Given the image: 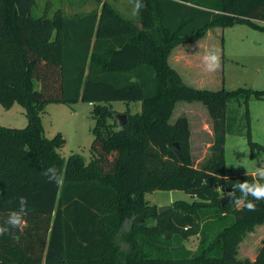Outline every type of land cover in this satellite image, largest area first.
<instances>
[{
	"label": "trees",
	"instance_id": "16d2710c",
	"mask_svg": "<svg viewBox=\"0 0 264 264\" xmlns=\"http://www.w3.org/2000/svg\"><path fill=\"white\" fill-rule=\"evenodd\" d=\"M34 3L0 0V104L17 103L27 118L22 128L0 125V223L21 196L29 209L23 231L0 236V264H264V239L254 260L238 256L244 236L264 224V200L249 212L219 195L253 182L225 168L227 112L231 102L244 104L246 138L258 146L247 104L263 99L264 89L195 88L168 63L176 45L213 27L264 31L256 23L264 22V0H144L138 21L108 2L72 17L60 9L36 16ZM78 100L93 106L88 162L77 153L60 156L64 139L45 137L40 118L48 103ZM115 100L140 102V111L123 126L110 124L104 103ZM179 101L201 102L212 120V143L198 168L186 118L169 122ZM50 167L63 176L61 185L42 175ZM155 190H182L190 200L158 214L145 199ZM194 235L192 251L183 241Z\"/></svg>",
	"mask_w": 264,
	"mask_h": 264
},
{
	"label": "rangeland",
	"instance_id": "374dc122",
	"mask_svg": "<svg viewBox=\"0 0 264 264\" xmlns=\"http://www.w3.org/2000/svg\"><path fill=\"white\" fill-rule=\"evenodd\" d=\"M33 12L36 16L50 17L60 9L66 17L99 11L103 2H108L123 18L138 21L139 14L132 15V0H34ZM264 26V22L256 21ZM209 50H215L221 57V66L216 72H208L202 63L203 56ZM169 65L175 69L184 83L195 88L208 90H234L239 87L253 90L264 89V31L256 30L246 24H234L230 27H213L201 38L176 45L168 56ZM236 107V102H231ZM112 116L107 122L114 124L115 113L132 114L140 111V104L124 101L104 103ZM236 105V106H235ZM229 106V108H230ZM227 112V123L231 131L225 134L224 161L228 172L245 174L264 165V98L251 97L247 104L249 114L250 139L258 146L248 144L246 123L241 114L245 111L243 103ZM93 106L82 100L73 103H48L40 114L44 136L52 138L56 134L64 139L58 148L60 156L67 158L73 153L80 154L85 162L92 158L90 146L93 140L92 128L95 123ZM235 113V114H234ZM234 118L230 119V116ZM178 117H185L188 122V150L193 166L198 168L208 156L213 139V124L206 107L201 102L179 101L174 105L170 123ZM27 118L24 110L17 103L6 109L0 104V125L22 128ZM179 147V143L175 142ZM259 146L261 148H259ZM221 198L228 197L222 189ZM220 198V199H221ZM150 205L170 208L176 200H190L189 194L182 190H155L145 194ZM146 223L154 225L155 220ZM127 228V223L125 225ZM264 239V224L256 226L247 233L239 244L238 256L254 260ZM199 242L197 235L186 238L183 245L194 251Z\"/></svg>",
	"mask_w": 264,
	"mask_h": 264
},
{
	"label": "clouds",
	"instance_id": "9594fccd",
	"mask_svg": "<svg viewBox=\"0 0 264 264\" xmlns=\"http://www.w3.org/2000/svg\"><path fill=\"white\" fill-rule=\"evenodd\" d=\"M132 5L133 16L138 15L142 9L146 8L144 0H132ZM202 63L206 71L216 72L221 66V57L215 50H209L203 56ZM42 175L46 176L50 183H54L57 186L63 183V176L55 167L46 169ZM245 175L253 176V182L250 183L248 180H244L232 185L229 197L237 210L246 209L249 212H253L256 210V204L253 201L264 200V183H260L255 179V177L264 179V165L255 168L252 172H249L246 168ZM237 191L240 193L239 196L236 195ZM249 197L252 199L250 200ZM28 212L27 197H19L18 208L10 211L7 217L3 219V222L0 223V236L10 233L13 229L23 231L27 224L25 217L28 215Z\"/></svg>",
	"mask_w": 264,
	"mask_h": 264
},
{
	"label": "water",
	"instance_id": "95a60500",
	"mask_svg": "<svg viewBox=\"0 0 264 264\" xmlns=\"http://www.w3.org/2000/svg\"><path fill=\"white\" fill-rule=\"evenodd\" d=\"M114 117L116 119L118 126H123L127 123V114L126 113H115ZM228 197L221 198V203L224 204ZM167 206L157 207L158 214H162L164 211L168 210Z\"/></svg>",
	"mask_w": 264,
	"mask_h": 264
},
{
	"label": "crops",
	"instance_id": "0c3cea01",
	"mask_svg": "<svg viewBox=\"0 0 264 264\" xmlns=\"http://www.w3.org/2000/svg\"><path fill=\"white\" fill-rule=\"evenodd\" d=\"M215 28V27H214ZM134 103H139L140 104V102H134ZM90 105H92V103H89Z\"/></svg>",
	"mask_w": 264,
	"mask_h": 264
}]
</instances>
